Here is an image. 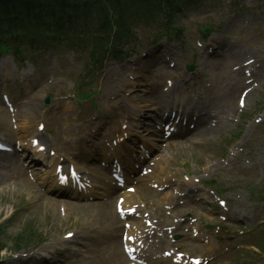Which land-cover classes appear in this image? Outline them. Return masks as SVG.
Returning a JSON list of instances; mask_svg holds the SVG:
<instances>
[{
	"label": "rangeland",
	"instance_id": "1",
	"mask_svg": "<svg viewBox=\"0 0 264 264\" xmlns=\"http://www.w3.org/2000/svg\"><path fill=\"white\" fill-rule=\"evenodd\" d=\"M217 3L218 2H215L209 9L213 11ZM188 13L189 15L193 14V12ZM188 20L189 19H186V21ZM263 40L251 42L253 44H257L263 42ZM220 80L221 81H216L213 84L214 88H217L220 83L228 81V76L225 72L221 73ZM110 87L116 86L108 82V86H103L100 91L99 87L97 98L101 100V96H103L102 94H106L108 97L110 94ZM263 99L264 84L250 92V94L245 97V107L251 106L254 110H243L240 114L242 115L243 113H246L245 119L248 122V124H246L243 128L241 139L245 137L244 132L246 134V132L250 131L249 128L255 123L254 118L258 117L259 113L260 115H264L263 112H259L258 105L256 103V101L264 103ZM229 105H234V103L224 102L221 100L218 106L222 109L223 107ZM0 120L1 124L7 123L6 121H2L3 117L1 113ZM237 131H239V128ZM163 148L167 149L168 153L166 156L170 160L171 164H173V168H176L177 171L189 169L193 174L201 172L205 175H212V173L219 171L218 167L214 168L213 171L204 170L207 169L208 166L201 167L199 164L195 163L205 160V154L207 153L203 152V155L198 158V161H196V156L194 155L195 149L191 148L189 144L170 143L161 149ZM215 162H217L216 159L212 160L211 163ZM191 165L192 167L190 168ZM241 175L245 174H222V176H220L219 182L222 187H235L231 191H226L225 195L234 198L237 195L241 197L246 195L247 198H250V196H248L249 194L242 185L243 183H248L249 178ZM45 199L46 198L43 196L39 188L33 184L17 166L15 168L6 167V169H3L2 171L0 170V252L2 254V258L6 259L14 254V250H12L13 243L10 240V237L15 234V232L26 220H31L33 225L41 231L45 238L42 245L45 244L49 247L53 246L52 244L55 242H59L60 236L64 231H66L65 229H75L77 226L79 230L86 229L89 231L90 228H102V225L106 224H102V219L95 218L96 213L92 209L87 210L81 206H68V209L65 206L64 209L68 212L67 218L62 219L57 209V205L46 201ZM241 206L242 204H238V208ZM181 211H189V213L192 211L195 215L200 216V212L196 210L195 206L186 207ZM104 214H106V212H103V215ZM201 218L202 216L200 219ZM179 233H183V229L180 230ZM62 243L67 242L64 241L61 242V244ZM27 247H29V245ZM88 247L89 250L84 252L88 254V256L81 255L78 248L74 249L73 247H70L68 252H65V256L67 258L63 261H58L55 264H125L120 257V249L117 247L112 250V254L110 250L107 251V247L105 246L100 247L98 250L93 249V247H95V243L89 244ZM63 256V254L61 256L53 255V258L62 259Z\"/></svg>",
	"mask_w": 264,
	"mask_h": 264
},
{
	"label": "bare ground",
	"instance_id": "2",
	"mask_svg": "<svg viewBox=\"0 0 264 264\" xmlns=\"http://www.w3.org/2000/svg\"><path fill=\"white\" fill-rule=\"evenodd\" d=\"M196 112H198L197 110H195ZM204 116H200V114L198 115V118H203ZM136 196V194H129L128 197H134ZM113 225V222L111 223ZM134 224V223H133Z\"/></svg>",
	"mask_w": 264,
	"mask_h": 264
}]
</instances>
